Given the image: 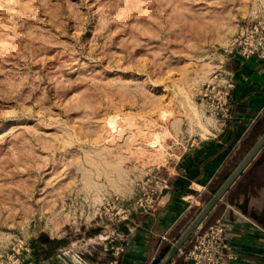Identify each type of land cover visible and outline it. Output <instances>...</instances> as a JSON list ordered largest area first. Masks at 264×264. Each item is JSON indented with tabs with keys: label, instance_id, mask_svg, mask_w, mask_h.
<instances>
[{
	"label": "rangeland",
	"instance_id": "rangeland-1",
	"mask_svg": "<svg viewBox=\"0 0 264 264\" xmlns=\"http://www.w3.org/2000/svg\"><path fill=\"white\" fill-rule=\"evenodd\" d=\"M263 7L0 0V253L42 232L89 234L101 204L127 206L173 155L170 122L196 109L238 24ZM217 189L190 208L154 264Z\"/></svg>",
	"mask_w": 264,
	"mask_h": 264
},
{
	"label": "crops",
	"instance_id": "crops-1",
	"mask_svg": "<svg viewBox=\"0 0 264 264\" xmlns=\"http://www.w3.org/2000/svg\"><path fill=\"white\" fill-rule=\"evenodd\" d=\"M223 60L234 81V117L222 125L198 103L170 122L167 136L175 141L173 155L167 151V164L153 169L170 181L159 208L153 213L132 211L130 220L121 224L95 218L100 229L73 233L68 245L46 258L36 256L39 242L34 235L33 264H108L113 258L109 239L122 246L117 264H154L160 247L173 239L190 208L219 188L264 134V58L237 54ZM220 216L229 223L226 239L237 254L224 264H264V146L203 225ZM65 233L63 228L56 235L63 238ZM188 246L189 241L182 249ZM170 264L190 263L179 251Z\"/></svg>",
	"mask_w": 264,
	"mask_h": 264
},
{
	"label": "built area",
	"instance_id": "built-area-1",
	"mask_svg": "<svg viewBox=\"0 0 264 264\" xmlns=\"http://www.w3.org/2000/svg\"><path fill=\"white\" fill-rule=\"evenodd\" d=\"M225 57L241 55L245 58H264V7L255 10L247 19L241 21L224 50ZM221 62L198 87L199 105L222 125H228L234 117L231 93L234 81L230 72ZM160 167H157L159 169ZM137 195L126 206L114 200H107L95 210L100 219L114 223L130 220L132 211L155 212L170 187L167 176L158 171L145 175L138 185ZM229 223L224 216L201 225L191 236L189 246L180 250L190 264H224L233 260L237 254L228 245L226 234ZM36 239L18 240L7 251L0 253V264H33L30 256ZM113 258L108 264H117L121 255V244L110 240Z\"/></svg>",
	"mask_w": 264,
	"mask_h": 264
},
{
	"label": "water",
	"instance_id": "water-1",
	"mask_svg": "<svg viewBox=\"0 0 264 264\" xmlns=\"http://www.w3.org/2000/svg\"><path fill=\"white\" fill-rule=\"evenodd\" d=\"M263 146L264 134L250 149V151L247 153L241 163L234 169V171L227 177V179L222 183V185L215 191V193L207 201V203L200 210V212L195 216V218L190 222V224L185 228V230L180 234V236L176 239V241L171 245V247L166 251V253L159 259L156 264H170L173 258L189 241L193 233L209 217L210 213L216 207L218 202L223 198L228 189L241 175V173L246 169V167L250 164V162L254 159V157L262 149Z\"/></svg>",
	"mask_w": 264,
	"mask_h": 264
},
{
	"label": "trees",
	"instance_id": "trees-1",
	"mask_svg": "<svg viewBox=\"0 0 264 264\" xmlns=\"http://www.w3.org/2000/svg\"><path fill=\"white\" fill-rule=\"evenodd\" d=\"M97 230H93L95 232ZM71 235H67L63 238L51 237L48 233H40L37 236V241L39 242V246L36 248V256L38 258H46L50 257L57 253V251L68 245L71 241ZM168 250V247L163 249L161 255L165 254Z\"/></svg>",
	"mask_w": 264,
	"mask_h": 264
}]
</instances>
